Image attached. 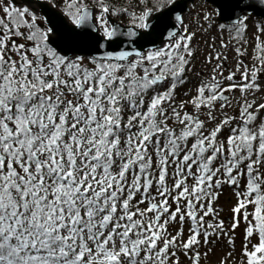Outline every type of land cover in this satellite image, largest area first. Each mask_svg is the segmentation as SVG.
<instances>
[{
    "label": "snow or ice",
    "instance_id": "obj_1",
    "mask_svg": "<svg viewBox=\"0 0 264 264\" xmlns=\"http://www.w3.org/2000/svg\"><path fill=\"white\" fill-rule=\"evenodd\" d=\"M61 4L56 25L0 0V264H201L224 238L230 264L241 225L238 264H264L255 4L227 0L195 30L177 0Z\"/></svg>",
    "mask_w": 264,
    "mask_h": 264
},
{
    "label": "rangeland",
    "instance_id": "obj_2",
    "mask_svg": "<svg viewBox=\"0 0 264 264\" xmlns=\"http://www.w3.org/2000/svg\"><path fill=\"white\" fill-rule=\"evenodd\" d=\"M35 1H41V2L43 1V2H46V3H49L50 5H52L49 1H46V0H35ZM188 8H189V12L184 15V20H185L186 24L191 25L190 30L196 29L195 20H196V17L198 14H201V13L214 14L216 12L215 9L212 6L205 3L204 0H193V4L188 5ZM39 15L43 18V15H41V14H39ZM257 21L261 22L260 20H257ZM255 24L256 23H255L254 18H250V20H248V36L249 37H252L254 35V33L256 32V25ZM206 39H209V37L203 36V35H198L196 38V41L194 43H199L200 47L202 49H204L205 45L203 44V41ZM249 51H251V49H249ZM227 55L229 57V60L227 62V66L229 68H232L233 67V54L231 52H229V53H227ZM202 59H203V57L198 54L196 62H195L196 70L201 71V72L204 71V67L200 63V61ZM248 59H250V57ZM194 83H195V80H193V84ZM193 84H190L189 88H192ZM237 95H239L238 92H237ZM257 99L264 100V93L257 94ZM189 108H191L190 105H189ZM234 203H235V196H234L233 192H231V191L221 192L217 206L223 210L221 213L222 218H226L230 215V209L234 205ZM225 222L227 223V220ZM240 228H242V227H240ZM237 231H238V233L243 234V229L242 230L239 229ZM240 236L241 235H239V237ZM239 242L242 243V241H239ZM253 242H255V241H253ZM207 249L209 250V254L206 258L202 256V258H201L202 263L201 264H218L219 261H221L224 258V256H226V254L232 250L228 247L227 244L220 243L219 241H216L214 246L208 247ZM239 253H240L239 250H237V252H236V233H235V252H234L235 259L230 261V264L238 263L236 261V258H237L236 255L240 256ZM184 264H188L187 260H184Z\"/></svg>",
    "mask_w": 264,
    "mask_h": 264
},
{
    "label": "water",
    "instance_id": "obj_3",
    "mask_svg": "<svg viewBox=\"0 0 264 264\" xmlns=\"http://www.w3.org/2000/svg\"><path fill=\"white\" fill-rule=\"evenodd\" d=\"M205 3L212 6L215 11L218 10V6L221 4H224L227 2V0H204ZM37 11L39 14L43 15V18L46 17L48 20H51L53 24L59 25L61 20L64 21V23H67L66 18L63 17V14L57 10L54 6L50 5L46 2L41 1H35ZM248 2H251L255 4V10L249 9L248 12L250 14V18H254L257 20L264 21V5H261L258 0H248ZM193 0H177V7L176 11L178 13L184 14L189 12L188 5H192Z\"/></svg>",
    "mask_w": 264,
    "mask_h": 264
},
{
    "label": "trees",
    "instance_id": "obj_4",
    "mask_svg": "<svg viewBox=\"0 0 264 264\" xmlns=\"http://www.w3.org/2000/svg\"><path fill=\"white\" fill-rule=\"evenodd\" d=\"M46 1H49L53 6L55 5V7L62 13L61 9H62L63 5L61 4V0H46ZM124 2H125V4H127L129 2V0H124ZM124 23H127V19L124 20ZM255 23H256L255 24L256 26H257V24L264 25V22H262V21L259 22V21L256 20ZM189 86H190V84L187 85L186 87L181 88V89L178 90V102H179L180 99H188V97H184L182 94H183V92L187 91ZM223 191H231V192H233L232 189L227 187V186L224 187ZM213 242H215V240ZM211 245H213V244H209V245H205V246L209 247Z\"/></svg>",
    "mask_w": 264,
    "mask_h": 264
}]
</instances>
